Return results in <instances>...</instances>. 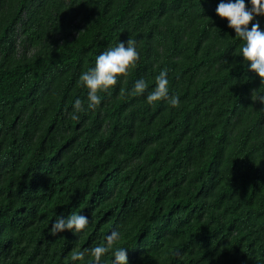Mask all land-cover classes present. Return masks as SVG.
<instances>
[{
  "label": "trees",
  "instance_id": "1",
  "mask_svg": "<svg viewBox=\"0 0 264 264\" xmlns=\"http://www.w3.org/2000/svg\"><path fill=\"white\" fill-rule=\"evenodd\" d=\"M220 2L0 0V264H71L117 227L129 264H264V85ZM127 39L135 67L72 119L81 73ZM164 68L179 108L131 93Z\"/></svg>",
  "mask_w": 264,
  "mask_h": 264
},
{
  "label": "clouds",
  "instance_id": "2",
  "mask_svg": "<svg viewBox=\"0 0 264 264\" xmlns=\"http://www.w3.org/2000/svg\"><path fill=\"white\" fill-rule=\"evenodd\" d=\"M216 15L226 19L228 27L233 29L235 37L242 42L239 56L248 71L254 72L264 85V29L260 23H252L256 17L264 16V0H221L216 7ZM251 23V28L249 24ZM140 59L136 41L127 39L118 40L115 46L109 47L97 55L94 66L82 72L79 79L82 87L87 89L86 101L76 98L72 104L71 118L80 119V113L95 109L102 103L100 93H106L117 85L119 78L126 75L130 68L135 67ZM131 93L134 96H145L149 105L164 102L171 108L181 106V98L171 92L168 69L159 71L155 77L154 87L149 90V82L144 78L134 82ZM251 100L264 105V88L261 86L251 92ZM90 225V218L81 212H72L70 215H56L49 228L51 236L70 231L77 235L86 230ZM122 240V232L113 228L104 238L103 243L94 247L83 248L74 252L70 261L76 264L91 257V264H102L103 258L111 253L109 264H129L126 246L116 247Z\"/></svg>",
  "mask_w": 264,
  "mask_h": 264
},
{
  "label": "bare ground",
  "instance_id": "3",
  "mask_svg": "<svg viewBox=\"0 0 264 264\" xmlns=\"http://www.w3.org/2000/svg\"><path fill=\"white\" fill-rule=\"evenodd\" d=\"M111 39V38H110Z\"/></svg>",
  "mask_w": 264,
  "mask_h": 264
}]
</instances>
